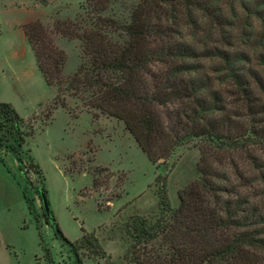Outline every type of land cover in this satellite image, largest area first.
I'll return each mask as SVG.
<instances>
[{
	"label": "rangeland",
	"instance_id": "374dc122",
	"mask_svg": "<svg viewBox=\"0 0 264 264\" xmlns=\"http://www.w3.org/2000/svg\"><path fill=\"white\" fill-rule=\"evenodd\" d=\"M63 1L78 4L53 11ZM135 8L145 11L151 25L144 71L151 92L166 101L159 110L177 113L185 129L197 127V138L156 164L148 161L121 121L98 112L93 119L85 112L89 94H66L65 109L58 108L47 120L45 110L57 87L46 86L30 46L18 28L9 26L40 12L42 19L37 20L64 55V89L85 61V33L97 24L103 37L124 45L128 38L122 27L130 23ZM63 23H70L78 38L52 33ZM110 23L114 26H102ZM0 70L10 71L0 79V102L24 119L36 118L35 134L21 157L40 172L28 175L32 186H27L14 156L0 152V264H74L68 246L45 222L41 188L68 241L78 240L83 228L94 233L110 264H128L130 223L157 220L162 184L171 209H176L178 193L200 178L201 168L211 173L214 197L229 202L237 217L248 211L260 217L247 221L241 231L264 239V0H55L40 9L10 8L8 0H0ZM189 79L197 81V106L191 99L171 98L172 85ZM192 106L195 112L183 117L182 111ZM211 128L220 140L198 136ZM204 199L208 205L213 202L209 195ZM246 251L251 262L264 264L258 249ZM80 254L83 264L105 263Z\"/></svg>",
	"mask_w": 264,
	"mask_h": 264
},
{
	"label": "trees",
	"instance_id": "16d2710c",
	"mask_svg": "<svg viewBox=\"0 0 264 264\" xmlns=\"http://www.w3.org/2000/svg\"><path fill=\"white\" fill-rule=\"evenodd\" d=\"M90 7L97 10L96 5ZM102 26L114 25L110 23ZM150 26L145 11L135 8L130 23L122 27L128 42L119 45L103 37L99 33L102 29L95 24L94 31L84 35V63L67 88L61 89L63 53L54 48L50 32L40 20L26 23L23 31L41 78L46 86L57 87V94L45 110V118L48 120L58 108L65 109L66 94L74 97L79 93L89 94V99L84 100L82 107L85 112L93 119L98 112L121 121L152 164L160 159L166 161L177 147L197 138V127L185 129L177 113L159 110L166 101L149 88L144 70L147 64L145 38ZM52 33L78 38L70 23H63V28L55 26ZM196 94L197 81L192 79L171 87V98L191 99L195 106ZM191 112H195L193 106L184 109L181 114L186 117ZM162 115L167 118V122H164ZM35 120V117L24 119L10 104L0 102V152L14 156L17 171L27 186H32L28 177L30 173L40 175L35 164L31 161L25 163L21 157L22 148L35 134ZM203 130L199 131L198 136L209 141L220 140L213 128ZM0 163L4 165L1 156ZM200 173L198 180L178 193L179 204L176 209H171L162 184L158 192L160 213L157 220L150 224L137 218L130 223L128 229L132 244L125 256L128 264H254L246 250L258 249L264 254V239L258 238L254 232L241 231L246 222L253 220L256 215L248 211L244 216L237 217L229 202L214 197L216 190L210 181L209 170L201 168ZM38 192L45 222L53 229L55 236L68 246L74 264H83L80 251L86 252L88 257L103 260L104 264H110L94 233H87L81 228L82 236L74 242L68 241L51 212L44 208V204H47L45 189L41 188ZM208 195L213 199L209 205L204 199ZM22 198L29 212V200L24 189ZM256 217L260 220L259 216ZM38 237L40 239L39 232Z\"/></svg>",
	"mask_w": 264,
	"mask_h": 264
},
{
	"label": "crops",
	"instance_id": "0c3cea01",
	"mask_svg": "<svg viewBox=\"0 0 264 264\" xmlns=\"http://www.w3.org/2000/svg\"><path fill=\"white\" fill-rule=\"evenodd\" d=\"M52 4H55V0H51V1L50 0H8V6L10 8H15V7L18 8V7H24V6L28 5V6H32V9H34V8L40 9L42 6L49 7ZM65 4H78V3L63 1V2L59 3L56 7H54L53 11L56 10L58 7L65 5ZM41 16L42 15L40 14V12H33L30 14V16L25 18L23 21H21V22L17 21V22H13V23L11 22L9 24V26L12 30L13 29L15 30L16 28H18V30H20V34L24 37V40H26V42H27V39H26L24 31H23V26L26 23L35 21L37 19H42ZM8 73H10V71H6V74H5V72L3 70H0V79H6ZM25 206H26V204H25ZM26 209H27V207H26Z\"/></svg>",
	"mask_w": 264,
	"mask_h": 264
},
{
	"label": "water",
	"instance_id": "95a60500",
	"mask_svg": "<svg viewBox=\"0 0 264 264\" xmlns=\"http://www.w3.org/2000/svg\"><path fill=\"white\" fill-rule=\"evenodd\" d=\"M44 208H46V209L48 208V207H47V204H44Z\"/></svg>",
	"mask_w": 264,
	"mask_h": 264
}]
</instances>
